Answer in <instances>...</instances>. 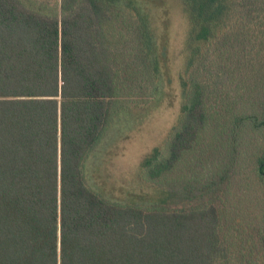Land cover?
<instances>
[{
	"label": "trees",
	"instance_id": "obj_1",
	"mask_svg": "<svg viewBox=\"0 0 264 264\" xmlns=\"http://www.w3.org/2000/svg\"><path fill=\"white\" fill-rule=\"evenodd\" d=\"M180 1L189 23L182 116L168 156L145 162L170 192L176 165L208 125L220 143L225 128L231 144L249 111H264L255 81L264 0ZM154 46L149 18L133 3L0 0V264H219L228 256L218 206L123 205L87 183L85 162L113 117L133 106L137 82L160 71ZM157 91L154 83L145 94L155 101ZM258 171L264 179V155ZM187 182L182 200L196 197ZM230 259L223 263H237Z\"/></svg>",
	"mask_w": 264,
	"mask_h": 264
},
{
	"label": "rangeland",
	"instance_id": "obj_2",
	"mask_svg": "<svg viewBox=\"0 0 264 264\" xmlns=\"http://www.w3.org/2000/svg\"><path fill=\"white\" fill-rule=\"evenodd\" d=\"M118 1L133 3L148 16L160 71L135 84L132 92L139 97H129L133 106L113 117L90 153L84 167L88 185L108 201L123 205L152 207L168 201L180 209L214 204L221 210L220 233L229 259L236 264L249 259L264 264V179L258 171L264 155V111H249L247 122L236 127L231 144H226L225 128L220 143L210 137L208 125L171 172L176 179L173 192L164 177L152 179L145 162L152 155L168 156V136L182 116L181 76L189 23L180 0ZM153 80L158 89L155 101L145 94L152 90ZM255 81L259 94L264 95V65ZM188 180L196 187V197L182 200Z\"/></svg>",
	"mask_w": 264,
	"mask_h": 264
}]
</instances>
